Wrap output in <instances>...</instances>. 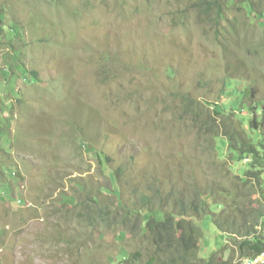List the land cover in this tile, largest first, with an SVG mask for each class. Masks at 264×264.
I'll return each mask as SVG.
<instances>
[{
	"label": "rangeland",
	"instance_id": "1",
	"mask_svg": "<svg viewBox=\"0 0 264 264\" xmlns=\"http://www.w3.org/2000/svg\"><path fill=\"white\" fill-rule=\"evenodd\" d=\"M200 1L0 0V264H147L118 207L142 195L208 196L200 258L264 239V167L226 135L264 140V0Z\"/></svg>",
	"mask_w": 264,
	"mask_h": 264
},
{
	"label": "trees",
	"instance_id": "2",
	"mask_svg": "<svg viewBox=\"0 0 264 264\" xmlns=\"http://www.w3.org/2000/svg\"><path fill=\"white\" fill-rule=\"evenodd\" d=\"M229 1L227 0V2ZM244 2L249 10L252 11L250 0H244ZM198 5L201 9H204L206 15L210 14L211 9L215 8V22H218L223 16L224 0H201ZM223 100L221 98L220 106L217 108L216 113L219 115L233 114L231 111L228 112V109L224 107ZM226 131L228 132V130ZM242 131L239 134H237V131L229 134L226 132V135L229 137L230 147L233 151L240 149L242 154L252 155L251 166L253 169L248 174L257 175L264 167V140L260 139L256 143L246 134V130ZM261 135L264 136V133ZM118 172H115V175ZM170 197L166 196L162 198L159 194L156 197L142 195L135 209L118 205L124 211L123 215H121L123 223H125L124 219H128L134 211H137V215L134 218L136 219L134 228L130 229V233H135L137 227H143V230L150 236L154 250L147 264H232V260L222 259L219 261V258L214 253L208 258H200L197 254L201 232L192 220L210 216L222 230V227L226 224V222L222 224L218 218H214L215 215L212 212L208 196L205 195V198H202L198 191L195 193L193 200L181 196L177 199V202L175 201V205L179 209L167 211L165 204ZM93 200L97 201L95 197ZM156 205L159 207H156ZM237 244L240 256H255L264 251V239L258 236L247 237ZM139 255L140 253H136L133 257H138ZM122 262L129 264L128 258H123Z\"/></svg>",
	"mask_w": 264,
	"mask_h": 264
},
{
	"label": "built area",
	"instance_id": "3",
	"mask_svg": "<svg viewBox=\"0 0 264 264\" xmlns=\"http://www.w3.org/2000/svg\"><path fill=\"white\" fill-rule=\"evenodd\" d=\"M236 264H264V256H241Z\"/></svg>",
	"mask_w": 264,
	"mask_h": 264
},
{
	"label": "bare ground",
	"instance_id": "4",
	"mask_svg": "<svg viewBox=\"0 0 264 264\" xmlns=\"http://www.w3.org/2000/svg\"><path fill=\"white\" fill-rule=\"evenodd\" d=\"M255 256H264V251H262L261 253L255 255Z\"/></svg>",
	"mask_w": 264,
	"mask_h": 264
},
{
	"label": "clouds",
	"instance_id": "5",
	"mask_svg": "<svg viewBox=\"0 0 264 264\" xmlns=\"http://www.w3.org/2000/svg\"><path fill=\"white\" fill-rule=\"evenodd\" d=\"M241 257V256H240Z\"/></svg>",
	"mask_w": 264,
	"mask_h": 264
}]
</instances>
